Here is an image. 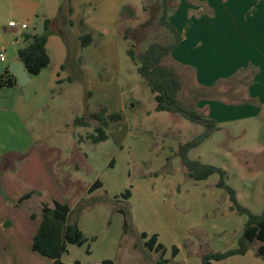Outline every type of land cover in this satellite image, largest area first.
<instances>
[{
  "label": "rangeland",
  "instance_id": "374dc122",
  "mask_svg": "<svg viewBox=\"0 0 264 264\" xmlns=\"http://www.w3.org/2000/svg\"><path fill=\"white\" fill-rule=\"evenodd\" d=\"M136 3L142 4L144 11L138 7L135 20L143 14L139 20L148 19V32L143 34L142 30H134L127 41L120 40L122 63L130 67L135 78L132 86L123 83V94L128 100L124 111L130 118L126 125L119 122L108 124V138L91 143L85 138L91 128L72 124L51 132L26 129L18 124L16 114L0 112V168L16 156L10 152L12 148L28 150L46 134L48 142L44 146L54 155L51 164L54 165L57 194L72 204V208L88 196L87 190L96 179L102 182L95 193L97 197H113L129 188L131 197L127 202L120 198L117 203L129 209L136 230L149 235L156 233L171 264H201L204 252L223 251L236 246L246 216L232 209L226 192L215 186L218 174H211L204 180H192L186 176L175 153L177 145L207 128L200 121L192 122L176 113L153 110V94L137 73L126 49L133 45L134 49L142 50L152 41L167 43L172 35L158 22L160 0H136ZM15 6V0H0L1 30L8 25L9 19L17 20ZM176 7V3H171L169 12ZM33 25L41 29L40 22L33 21ZM12 46L10 44V48ZM171 62L168 56L163 59L165 66L179 71ZM3 64L4 60L0 58V74ZM182 77L179 98L189 106L193 102L194 83L188 72ZM82 86L85 88L84 84ZM70 95L74 101L76 96ZM62 96L59 102L72 104L67 92ZM131 99L135 101L134 106ZM243 104L252 107L254 114L215 124L209 137L188 151V157L223 169L226 183L234 189L238 202L259 213L264 207V106L257 107L258 101ZM71 111L74 115L79 114L74 113L77 112L74 107ZM198 111L206 117L205 110ZM84 113L88 112L80 115ZM60 115L59 110L50 112L48 121L58 119ZM65 117L61 115L62 119ZM88 211L79 216L88 215ZM106 211L105 217L94 220L89 214L85 222V227L92 228V233L85 235L90 242L89 253L86 245H75L78 257L70 252L64 258H77L79 264H97L104 259L112 260L113 264H153L155 253L146 250L138 238L122 236L121 214L109 207ZM174 245L179 252L172 261ZM255 246L250 247L247 255L232 256L229 264H264V257L254 254Z\"/></svg>",
  "mask_w": 264,
  "mask_h": 264
},
{
  "label": "crops",
  "instance_id": "0c3cea01",
  "mask_svg": "<svg viewBox=\"0 0 264 264\" xmlns=\"http://www.w3.org/2000/svg\"><path fill=\"white\" fill-rule=\"evenodd\" d=\"M15 1L17 20L9 19L8 22L15 21L16 26L7 25L2 27L3 31L0 29V48L5 49L4 68L12 61H19L17 49L23 44L22 33L30 31V28L41 31L33 25V21L41 23L44 18L54 19L60 3V0ZM68 1L72 9L69 19L73 24L67 26L58 21L60 32L48 35L45 45L49 55L48 65L37 75L30 76V81L24 87L18 84L1 87L0 112L16 114L18 124L23 128L50 132L69 127L74 117L84 111L92 113L100 109L108 113L121 111L122 119L110 123L126 125L130 118L126 117L124 111L128 100L123 94V83L132 86L135 78L131 75L130 67L122 63L120 40H128L124 38L126 32L127 35L134 30H142L143 34L148 32V19L139 20L143 14L135 20V12L139 8L142 12L144 8L142 4L137 5L136 0ZM173 2L177 7L168 13V20L181 34V39L169 57L179 70L173 69L180 79L188 72L192 76V86H209L218 79L233 75L240 68L253 65L258 70L246 88V94L257 99V107H263L264 0ZM20 23H26L27 27L21 28ZM83 33L91 34V42L81 47L76 37ZM62 65L65 67L62 68ZM66 92L71 100L70 93L76 96L71 105H68V101L59 102ZM130 103L134 106L135 101L131 99ZM73 107L77 111L74 113L79 114H73ZM194 107L205 110V118L215 120L217 125L254 114L253 108L247 104H225L214 99L201 98ZM58 110L66 117L62 119L60 115L58 119L48 121L47 114ZM43 137L42 140L38 138V144L28 150L12 148L10 152L16 156L0 168V264H52L51 259L39 255L31 246L41 220L40 206L52 205L57 201L66 203L72 209V204L57 194L55 170L51 164L54 155L44 146L48 142L47 135ZM73 139L76 143V137L73 136ZM99 188L87 193V197L95 196ZM26 194L29 197L18 203ZM107 207L96 204L86 214H90L92 220L103 218L108 214ZM88 215L82 214L77 219L84 235L92 233V228L85 227ZM157 240L160 242L158 235ZM83 245H86L87 252L89 239ZM73 246L69 244L67 251L61 255V260L66 264H79L77 258H64L70 252L78 257L79 253ZM232 256L224 262L229 264ZM175 257L172 261H175Z\"/></svg>",
  "mask_w": 264,
  "mask_h": 264
},
{
  "label": "trees",
  "instance_id": "16d2710c",
  "mask_svg": "<svg viewBox=\"0 0 264 264\" xmlns=\"http://www.w3.org/2000/svg\"><path fill=\"white\" fill-rule=\"evenodd\" d=\"M172 0H160L161 13L158 22L172 35L171 41L167 43L149 42L142 50L134 49L129 45L126 49L130 60L136 65V71L148 86L155 101L154 110L168 113H176L192 122L204 119L206 130L194 138L179 143L175 151L181 164L185 169L186 176L192 180H204L211 174H218L219 178L215 183L217 188L223 189L230 202V207L238 214H244L246 220L243 224L242 233L238 237L236 246L223 251H206L201 255V264H226L224 260L232 255L245 254L253 244H256L254 254L264 257V207L259 213H254L244 205L240 204L235 196L234 189L226 183V172L216 166L202 163L198 159H190L188 151L197 147L202 141L209 137L216 122L213 119L204 118L194 107V103L201 98L222 100L231 104L257 103L255 98L246 94V88L252 83L258 68L249 65L240 68L233 75L218 79L209 86H198L193 88L192 104L186 106L179 98L182 89V81L175 71L163 64V59L169 57L172 49L181 39V34L168 20V13ZM72 9L68 0H60L58 12L54 19L44 18L41 22V31H26L22 33L23 44L17 49V57L28 73L33 77L37 75L49 63V55L46 51V39L52 32L59 33L58 21L71 26L73 22L69 19ZM62 19V20H61ZM128 39L127 32L124 35ZM81 47L91 42V34L83 33L76 37ZM65 67L62 65V68ZM17 84V79L7 67L0 74V88L12 87ZM122 119L121 111L107 112L100 109L96 112L84 113L74 117L72 123L75 126L91 128L85 138L91 143H99L108 138L106 128L110 122ZM112 165V161L110 162ZM101 182L96 179L88 188V194L101 187ZM131 191L127 188L120 195L113 197H97L90 195L82 198L74 208L66 203L54 201L52 205L42 204L40 206V224L32 238V250L41 256L52 260V264H66L61 260V255L67 251L69 244L81 246L88 241V238L79 229L77 219L81 213L92 208L96 204L104 203L111 211L119 212L122 215L121 234L138 238L143 247L149 252L155 253L153 264H171L170 259L164 256L166 249L157 240L156 234L148 235L146 232H139L132 223V217L127 207H121L117 202L120 198L127 202ZM29 194L22 196L18 203L28 198ZM87 252L89 249L87 248ZM178 252L177 246H172V258ZM97 264H113L110 259L102 260Z\"/></svg>",
  "mask_w": 264,
  "mask_h": 264
},
{
  "label": "water",
  "instance_id": "95a60500",
  "mask_svg": "<svg viewBox=\"0 0 264 264\" xmlns=\"http://www.w3.org/2000/svg\"><path fill=\"white\" fill-rule=\"evenodd\" d=\"M7 68L10 73L16 77L19 86L24 87L30 81V76L19 61L10 62ZM198 121L205 123V120L201 118H199Z\"/></svg>",
  "mask_w": 264,
  "mask_h": 264
},
{
  "label": "built area",
  "instance_id": "2783aa9c",
  "mask_svg": "<svg viewBox=\"0 0 264 264\" xmlns=\"http://www.w3.org/2000/svg\"><path fill=\"white\" fill-rule=\"evenodd\" d=\"M8 25L9 26H16V23H15V21H9L8 22ZM19 26L21 28H26L27 27V24L26 23H20ZM4 55H5V49L2 47V48H0V58L3 59L4 58Z\"/></svg>",
  "mask_w": 264,
  "mask_h": 264
}]
</instances>
